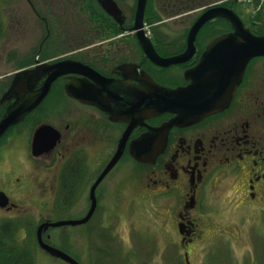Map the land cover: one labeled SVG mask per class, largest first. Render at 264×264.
Returning a JSON list of instances; mask_svg holds the SVG:
<instances>
[{"label": "flooded vegetation", "instance_id": "1", "mask_svg": "<svg viewBox=\"0 0 264 264\" xmlns=\"http://www.w3.org/2000/svg\"><path fill=\"white\" fill-rule=\"evenodd\" d=\"M25 1L41 17L47 34L55 30L66 34L59 45L69 51L50 58L45 48L48 35L46 42H40V75L30 80V91L45 85L53 72L49 67L67 63V71L55 79L45 100L6 133L10 139L28 128L26 160L33 162L34 170L23 186L36 187L43 200L40 225L81 222L56 229L72 228L71 239L86 240L87 264H126L124 247L111 238L118 235L117 229L129 238L138 233L135 221L125 220L145 203L153 205L154 217L164 230L160 238L167 242V264H187V256L193 264L192 246L211 234L204 222L197 232V222L204 219L194 215L210 206L213 197L216 206L226 203L235 208L241 221L257 211L264 225V55L249 61L232 100L221 111L194 123L175 122L186 115L183 111H157L158 86L187 87L188 74L213 41L238 38L230 16L237 17L250 35L264 39V5L252 6L254 15L246 18L238 0H155L152 4L154 0H147L137 24L139 0L134 11L125 10L124 0ZM158 3L167 17L164 20L155 7ZM210 14L215 17L194 32ZM186 17L190 22L182 31V42L167 31L164 34L165 23ZM150 20L155 22L147 28ZM5 30L0 25V32ZM156 55L166 60L185 57L163 66ZM9 106L0 108L2 118ZM53 106L57 111L67 108L55 114L58 122L46 119ZM39 130L44 133L34 153L32 144ZM3 147L0 142V150ZM119 151L121 157L108 170ZM13 204L10 199L0 212H14Z\"/></svg>", "mask_w": 264, "mask_h": 264}, {"label": "rangeland", "instance_id": "2", "mask_svg": "<svg viewBox=\"0 0 264 264\" xmlns=\"http://www.w3.org/2000/svg\"><path fill=\"white\" fill-rule=\"evenodd\" d=\"M135 2V0H124L122 6H125V10L127 7L133 10ZM154 2L155 0L151 4ZM238 2L239 4H243L244 8H238L246 18L249 14L251 16L254 15L252 14V6L258 7L264 5V0H238ZM155 7L160 10L162 19H166L167 17L161 9V4L158 3ZM212 16L215 17V15ZM157 21H161V19ZM154 22L148 21L146 27H151V23ZM189 22L190 17L189 19L186 17L170 20L162 26V31H164V34L168 32L171 36L178 38L179 42H182L184 40L182 31ZM0 25L6 27L3 33L0 32V108L2 106L8 107L10 104V109L16 102L18 95L14 93V96L8 99H5L4 95L14 83L21 82L22 74L35 69V64L40 66L41 61L39 60L43 59V57L40 58L41 56H38V51L42 42H46V39L48 40L45 48L48 49L49 55H51L50 58L56 56L60 51H63L62 53H68L69 51L64 46L60 48L59 45L60 42L64 43L65 39H67L66 34H59L58 30L53 31L50 35L47 34L41 17L34 11V7L25 0H0ZM52 37L57 39V43L54 42L53 44L51 42L54 41ZM49 55L44 57L48 59ZM61 65L62 72L60 75L67 71V63H61ZM48 80L50 78L46 82ZM51 85L43 100L49 95ZM54 106L52 111L46 116V119L50 118L58 122L55 114H62L67 108L57 111L56 108L58 107ZM177 120L175 121L176 123L181 121ZM187 121L193 122L191 120H183L181 122ZM20 130L16 132L13 138L9 139L7 135H4L0 139V142L4 144V147L0 150V193L6 194L9 200L11 199L16 204H13V207L16 209L14 212H0V228L5 224L12 226L11 229L17 240L34 252L35 264H68L48 254L38 243L37 232L41 226L38 223V219L42 217L40 203L43 200L38 196L36 187L28 189L23 186L25 179L32 178L31 172L34 170V165L33 162L29 163L26 160L29 158L28 142L30 136L28 135V128L25 127L21 134ZM26 162L29 163L27 166ZM35 164L39 165V162ZM18 178H21L19 183H17ZM210 201V206L204 210L197 211L194 215L195 217L204 219L197 222L198 225L195 227L197 232L201 230L204 222L209 227L208 229L211 234L208 235L207 241L201 243L199 238L195 241L192 246L195 249V253L192 255L193 264H264V225L260 223L255 213L257 211L252 210V215L250 211V214L247 216L248 218L241 221V217H239L240 215L235 208L226 203L220 204V207L216 206L217 199L215 197ZM152 206L151 203H145V207H140L136 209L137 211H131L127 215L129 217L125 220L126 223L129 224L131 221H135L134 225L136 230H138V233L133 238L124 235L121 230H119V233L118 229L116 231L118 235L116 234L117 236L112 237L113 239L109 233L106 235L117 245L120 244L122 248L124 247L126 264H167L165 263L166 257L164 255L167 242L160 238L164 230L162 229L160 220L154 217L155 210ZM56 228L47 232V234L52 235L50 239H46V234L43 240L55 248L58 247L57 249L59 250L66 251L83 264H87L86 240L81 239L83 238L82 236H78L77 239L74 237V239H71L72 228L65 229L63 232H59ZM157 232L158 236L154 237V234ZM60 233L64 234L61 235ZM176 237L177 235L174 233L172 240L175 241ZM60 240H62V243ZM129 253H132V256Z\"/></svg>", "mask_w": 264, "mask_h": 264}, {"label": "water", "instance_id": "3", "mask_svg": "<svg viewBox=\"0 0 264 264\" xmlns=\"http://www.w3.org/2000/svg\"><path fill=\"white\" fill-rule=\"evenodd\" d=\"M147 0H139L137 10V24H141L143 19L145 5ZM213 14L204 16L197 24L194 32L199 29L208 19L213 18ZM230 21L236 28L237 37L235 39H216L211 43L203 56L201 62L190 71L189 79L191 83L184 88L167 89L158 86V111H183L185 116L180 117L177 121L191 120L198 122L201 119L221 111L232 100L236 88L242 77L249 61L260 55H264V39L257 38L244 28L237 17H229ZM158 63L163 66H169L183 61L184 57L175 59H162L156 55ZM62 65L57 64L49 67L52 70L50 80L37 91H30L29 81L40 75L39 67L22 74L21 82L14 83L9 91L5 93L4 98L8 99L16 93L18 95L16 102L8 109L4 117L0 120V139L16 124L32 113L48 92L52 81L62 72ZM228 103V104H226ZM44 133L39 130L33 141V151L37 150L40 145V136ZM121 156V151L117 154L108 170L117 162ZM9 198L6 194L0 193V208L9 205ZM93 211V210H92ZM86 218L84 221H86ZM81 222H54L42 224L37 232L38 243L41 248L51 256L61 259L68 264H80L73 257L65 252L47 244L43 240V233L49 227H60L63 225H76ZM187 264H190L187 258Z\"/></svg>", "mask_w": 264, "mask_h": 264}, {"label": "trees", "instance_id": "4", "mask_svg": "<svg viewBox=\"0 0 264 264\" xmlns=\"http://www.w3.org/2000/svg\"><path fill=\"white\" fill-rule=\"evenodd\" d=\"M12 226L0 228V264H35V254L22 245L12 231Z\"/></svg>", "mask_w": 264, "mask_h": 264}, {"label": "bare ground", "instance_id": "5", "mask_svg": "<svg viewBox=\"0 0 264 264\" xmlns=\"http://www.w3.org/2000/svg\"><path fill=\"white\" fill-rule=\"evenodd\" d=\"M190 262V261H189ZM191 264V263H190Z\"/></svg>", "mask_w": 264, "mask_h": 264}]
</instances>
